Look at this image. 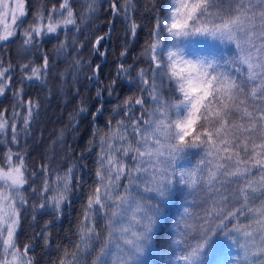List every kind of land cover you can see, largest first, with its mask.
I'll return each instance as SVG.
<instances>
[{
  "label": "snow or ice",
  "instance_id": "snow-or-ice-1",
  "mask_svg": "<svg viewBox=\"0 0 264 264\" xmlns=\"http://www.w3.org/2000/svg\"><path fill=\"white\" fill-rule=\"evenodd\" d=\"M109 7L115 16L131 20L128 30L134 37L133 0H109ZM26 9V0H0V42L11 43L17 36ZM97 10L98 0H59L50 8L41 0L33 23L20 33L22 50L59 32L66 39L70 33L79 47L73 29L80 31ZM189 29L226 43L230 54L191 65L188 75L184 69L177 72V54L170 50L175 41L167 37L188 35ZM69 47L61 40L54 50L63 54ZM137 59L144 66L118 65V74L136 91L112 107L103 127L93 128L82 153L66 168L54 166L50 158L30 165L28 146L21 145L39 116L38 101L22 99L23 88H16L11 112L0 107V260L5 264L9 253L11 264H34L28 258L36 256L35 236L51 248L48 229L85 185L74 238L55 245L52 264H134L152 244L160 202L174 187L185 194L168 243L177 264H203L204 254L221 236L238 249L232 264H264V0H169L155 13L150 40ZM80 65L73 58L70 66L79 71ZM49 66L47 55L40 65L21 64V84L46 83ZM13 67L0 64V96L13 82ZM86 111L79 107L70 123ZM97 113L103 114L100 107L91 115ZM176 114L183 119L173 121ZM191 150L196 161L181 166ZM92 153V182L87 184L77 169L88 168L82 162ZM29 214L32 224L39 215L52 219L21 242Z\"/></svg>",
  "mask_w": 264,
  "mask_h": 264
},
{
  "label": "trees",
  "instance_id": "trees-1",
  "mask_svg": "<svg viewBox=\"0 0 264 264\" xmlns=\"http://www.w3.org/2000/svg\"><path fill=\"white\" fill-rule=\"evenodd\" d=\"M44 2L50 8L54 3L58 6L59 0H44ZM120 2L123 3V0ZM168 2L169 0H155L156 7L153 8L152 0H133L135 9L130 16L138 25L134 37L128 30L131 20H125L123 15L115 16L110 10L109 0H98L96 14L82 24L80 31L73 29L79 47L72 43L70 33L66 39L65 32L39 38L27 52L22 50L18 42L19 34L11 43L0 42V64L7 66L11 63L14 66L10 73L14 77L13 82L7 90V95L0 96V107H6L11 112L15 102L13 91L16 88H23L22 99H35L40 104L39 116L30 128L31 135L21 140V145L28 146L30 165L33 163L39 165L45 158H50L54 166L66 168L82 153L93 128L103 127L112 107L136 91L127 77L118 74V65L133 64L136 68L144 66L142 59L137 57L150 40L155 13L164 8ZM26 4V18L21 26L33 19L35 11L37 12L41 7V0H26ZM97 37H102L100 43H95ZM61 40H66L70 47L65 53L57 54L54 49ZM194 46L205 49L210 47L206 41L199 40L194 42ZM125 49L127 51L122 57L120 53ZM44 55L50 58L49 70L45 77L46 83L41 84L39 80H24L21 84L25 73L22 72L20 65L29 61L33 66L40 65ZM73 58L81 61L79 71L70 66L73 64ZM61 73H64L63 78L60 76ZM132 75H135V71ZM113 80H116V83L112 85V94L109 95L108 87ZM98 89L101 90L99 96L96 94ZM81 106L87 111L80 112L75 122L70 123V114L77 112ZM97 107L101 108L103 114L97 113V117H93L91 113L95 112ZM61 130L64 131L63 137H60ZM94 157L95 153H92L82 162L87 163L88 168L77 169L87 184L92 182V177L88 173L93 167ZM85 192L86 185L82 190L74 193L70 206L65 207L60 219L55 220L48 229L51 232L49 240L51 248L44 247L42 236L34 237L37 264H52V260L57 255L54 250L55 245L57 243L66 245L70 238H74L72 232L81 211L80 206L85 198ZM168 212L172 215L174 209L170 207ZM49 219L52 217L47 214L39 215L35 224H32L29 214L21 231V241L24 242L34 233L41 232L44 222ZM170 235L171 233H167L164 229L158 232L141 264H172V252L168 244ZM229 252L233 258L236 256L235 249H228L220 239H216L208 251L210 258L206 264H214V262L219 264V259Z\"/></svg>",
  "mask_w": 264,
  "mask_h": 264
},
{
  "label": "clouds",
  "instance_id": "clouds-1",
  "mask_svg": "<svg viewBox=\"0 0 264 264\" xmlns=\"http://www.w3.org/2000/svg\"><path fill=\"white\" fill-rule=\"evenodd\" d=\"M238 6V5H237ZM247 7V5H246ZM256 24L257 26L260 23V10H256ZM11 19L9 15V20ZM188 35H182L177 37H167L170 41H175V43L171 44L170 50L172 52H175L177 55L174 56V59H177L178 67L176 68L177 72H181L182 69H184V75H188L187 69L194 64H199L201 62L207 63L209 59L217 58V59H223L226 56H228L231 52V48L226 43H221L217 39H214L206 34L203 33H195L193 34L191 30H188ZM206 41L208 45H210L209 48H197L194 46L195 41ZM178 57V58H177ZM176 119H183V114H176L173 115L172 120ZM175 129L173 127V135H175ZM174 142V141H173ZM195 150H191L190 152L184 154L183 159H181L179 162L181 166H185L189 163H194L196 161V156L193 154ZM30 170V169H29ZM143 187V185L141 186ZM7 191V189H5ZM184 191L182 188L174 187L171 191V194L167 200L160 202V215H159V222L157 225L156 232L153 234L154 237L158 232H160L162 229H164L167 233L172 234V224L174 223V220L176 218V215L178 214V210L180 207V204L182 200L184 199ZM151 203V201H149ZM172 207L174 209V212L172 215H169L168 209ZM171 237V235H170ZM217 239H220L225 247L228 249H235L236 254L238 249L236 248L235 244L230 242L226 237L221 236ZM22 242V241H21ZM154 243V240L152 244L146 249V251L137 257L134 264H141V261L143 258L146 257L149 249L152 247ZM3 248V237H0V249ZM172 264H177V262L174 260L175 251L172 250ZM208 252L204 254L203 257V264H206V262L209 260ZM28 259H31L34 264H37V257L32 256ZM233 257L231 256L230 252L226 254L224 257L219 259V264H232ZM0 264H5L3 260H0ZM7 264H11V253L8 254L7 257ZM216 264V262H214Z\"/></svg>",
  "mask_w": 264,
  "mask_h": 264
},
{
  "label": "rangeland",
  "instance_id": "rangeland-1",
  "mask_svg": "<svg viewBox=\"0 0 264 264\" xmlns=\"http://www.w3.org/2000/svg\"><path fill=\"white\" fill-rule=\"evenodd\" d=\"M35 14H36V11H35ZM35 14H34V16H35ZM33 21H34V17H33V19H31V21L25 22L26 24H24L23 26H21L19 28V32H18V34H19L18 42H19V44H20L21 47H22L23 41H22V37H21L20 33H22L24 29H27L30 26V24L33 23Z\"/></svg>",
  "mask_w": 264,
  "mask_h": 264
}]
</instances>
